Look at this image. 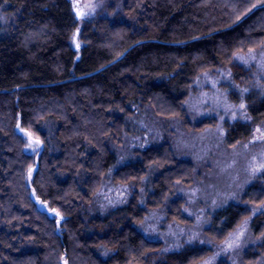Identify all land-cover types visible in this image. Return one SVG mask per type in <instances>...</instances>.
<instances>
[{
	"label": "trees",
	"instance_id": "16d2710c",
	"mask_svg": "<svg viewBox=\"0 0 264 264\" xmlns=\"http://www.w3.org/2000/svg\"><path fill=\"white\" fill-rule=\"evenodd\" d=\"M120 5L132 24L114 22L102 40L74 52L69 0H0V17L11 19L0 24V264H192L206 255L191 248L161 253L138 230L172 185L193 174L166 143L132 151L136 160L111 175L113 184L133 187L126 205L103 216L89 205L114 167L111 146L132 134L128 121L146 110L187 127L182 104L193 80L225 66L234 80L242 77L232 58L264 41V0ZM245 102L253 123L264 119V99L252 93ZM18 119L42 141L34 156L28 138L15 132ZM251 127L230 126L226 140L246 139ZM179 202L166 210L176 224L184 220ZM241 218L238 207L221 210L212 235L223 240Z\"/></svg>",
	"mask_w": 264,
	"mask_h": 264
},
{
	"label": "rangeland",
	"instance_id": "374dc122",
	"mask_svg": "<svg viewBox=\"0 0 264 264\" xmlns=\"http://www.w3.org/2000/svg\"><path fill=\"white\" fill-rule=\"evenodd\" d=\"M75 2L85 12L89 11L85 6L93 4L95 11L80 19ZM70 3L76 19L70 47L77 43L82 47L93 38L102 40L114 22L132 24L121 11V0H71ZM105 22L108 25L104 28ZM8 23H11L8 16L0 19L2 26L7 27ZM232 63L241 70L240 79L234 80L233 72L225 66L201 73L188 87L182 104L187 127L182 125L181 119L151 118L146 110L137 119H130L128 129L132 134L122 146H111L116 158L114 167L89 205L99 216L126 205L133 187L113 184L111 175L136 160L133 152L168 144L178 161L189 163L193 174L190 182L172 185L163 207L148 211L138 230L147 240L159 243L160 252L164 254L189 248L206 250V255L192 264L206 261L264 264V170L252 173L254 165L264 162V140L259 139L260 133L256 131L259 128L264 132V119L253 123L245 102L252 93L264 99V41L254 49L235 54ZM245 89L247 91H243ZM241 102L244 109L239 108ZM236 124H251L250 134L246 139L229 143L227 129ZM37 151L35 145L28 150L31 156ZM152 174L155 176L156 172L153 170ZM143 191L142 187L139 191L141 206L146 201ZM172 200L180 201L184 215L181 224L167 218L168 202ZM228 206L240 208L242 218L223 240L215 239L211 233L216 228L212 227L214 217ZM256 218L261 223L258 229L253 225ZM241 231L243 235L236 241ZM228 241H235L232 248L226 247ZM107 254L102 253V256Z\"/></svg>",
	"mask_w": 264,
	"mask_h": 264
},
{
	"label": "snow or ice",
	"instance_id": "6c2138e0",
	"mask_svg": "<svg viewBox=\"0 0 264 264\" xmlns=\"http://www.w3.org/2000/svg\"><path fill=\"white\" fill-rule=\"evenodd\" d=\"M85 7L89 9L88 12H85L82 9H80L79 7H77L76 5H74V8H76V15H77L78 18L83 19L85 16L89 15L90 12H94L96 6L93 5V4H89V5H86ZM0 19H3V17H0ZM78 32H79V29H77V33ZM76 46H77V48H79V44L78 43H77ZM238 58L239 59H244L243 57H238ZM243 91H247V90L245 89ZM239 108L240 109H244L245 108V105H244L243 102H241L239 104ZM233 118H235V114L234 113H233ZM17 127H19V125H17ZM21 131L22 132H25V135L28 138V145H27L28 147H33V145H35L36 147H39L40 146V144L42 143V141L38 137H36L34 139L33 138V134L31 132H27V131H25L22 128H21ZM256 131L260 133L259 139L264 140V132H261V130L259 128H257ZM33 150H35V148H33ZM261 170H264V162L259 163L257 165H254L252 167V173L253 174H255L257 171H261ZM52 211L56 212L55 209H53ZM56 215L59 216L60 213L59 212H56ZM242 235H243V232L241 231L240 233L237 234L235 240L238 241L239 238H240V236H242ZM234 243H235V241H228V242H226V247L227 248H232L233 245H234ZM205 264H211V261H206Z\"/></svg>",
	"mask_w": 264,
	"mask_h": 264
},
{
	"label": "water",
	"instance_id": "95a60500",
	"mask_svg": "<svg viewBox=\"0 0 264 264\" xmlns=\"http://www.w3.org/2000/svg\"><path fill=\"white\" fill-rule=\"evenodd\" d=\"M69 1H71V0H69ZM77 1H80V0H77ZM76 3V2H75ZM74 3V4H75ZM75 5H77V3L75 4ZM72 4H71V9H72ZM72 15H73V9H72ZM74 18V17H73ZM74 20H76L75 18H74ZM71 49H72V51H74V52H76V51H78L79 49H80V46H79V48H77V46H75V45H73V46H71ZM18 118H19V115H18ZM20 123V120L18 119V121H17V125H20L19 124ZM17 125H16V127H15V132L17 133V135H24V136H26L25 135V132H22L21 131V129L19 128V127H17ZM27 137V136H26Z\"/></svg>",
	"mask_w": 264,
	"mask_h": 264
}]
</instances>
